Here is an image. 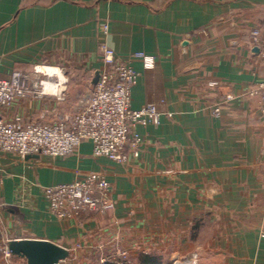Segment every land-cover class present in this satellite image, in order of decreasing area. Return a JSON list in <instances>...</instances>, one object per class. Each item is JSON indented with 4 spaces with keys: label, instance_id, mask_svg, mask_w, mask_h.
Segmentation results:
<instances>
[{
    "label": "crops",
    "instance_id": "1",
    "mask_svg": "<svg viewBox=\"0 0 264 264\" xmlns=\"http://www.w3.org/2000/svg\"><path fill=\"white\" fill-rule=\"evenodd\" d=\"M26 1L0 0V78L43 65L64 69L75 84L64 101L17 99L0 110L6 122L50 123L74 112L95 87L103 44L120 57L156 58L151 70L133 59L140 76L132 108L152 103L162 117L136 127L144 143L128 151L127 164L93 157L90 141L65 158L0 152V238L56 243L71 254L61 264H104L117 248L130 264L189 254L199 264H264V114L249 95L264 82L251 40L254 29L264 31V0ZM88 173L112 184L115 210L52 216L43 189Z\"/></svg>",
    "mask_w": 264,
    "mask_h": 264
},
{
    "label": "built area",
    "instance_id": "2",
    "mask_svg": "<svg viewBox=\"0 0 264 264\" xmlns=\"http://www.w3.org/2000/svg\"><path fill=\"white\" fill-rule=\"evenodd\" d=\"M107 29L105 27V31ZM251 40L264 61V31L254 29ZM102 54L103 68L99 72V80L95 87L85 90L79 97L74 112H57L56 120L50 123L29 124H23L20 119L6 122L0 115V152L15 154L21 159L37 155L65 158L77 153L83 142L90 141L93 157L127 164L128 151H137L144 143L136 127L160 125L162 117L158 107L152 103L139 110L132 108V93L140 76L132 62L134 58H140L144 68L151 70L155 68L156 58L143 52L120 57L106 44L102 46ZM47 68L59 70L65 81L57 76L44 75L40 69ZM68 79L64 69L43 65L30 72H15L9 79L0 78V110L13 106L17 99L28 95L39 98L51 96L64 101ZM249 95L259 97L264 114V82L250 89ZM213 113L220 116V104ZM43 193L50 214L60 221L81 220L88 213L105 214L116 207L112 184L97 173H88L71 183L44 188ZM9 241L0 238V264H11L14 258L8 247ZM101 262L130 264L131 260L127 251L117 248L115 254L103 257ZM188 263L199 264L195 254L173 262Z\"/></svg>",
    "mask_w": 264,
    "mask_h": 264
},
{
    "label": "water",
    "instance_id": "3",
    "mask_svg": "<svg viewBox=\"0 0 264 264\" xmlns=\"http://www.w3.org/2000/svg\"><path fill=\"white\" fill-rule=\"evenodd\" d=\"M257 51H259L258 48ZM98 80L99 73H97L94 85ZM8 247L14 257L25 259L27 264H61L71 255L68 249L47 240L12 239Z\"/></svg>",
    "mask_w": 264,
    "mask_h": 264
},
{
    "label": "trees",
    "instance_id": "4",
    "mask_svg": "<svg viewBox=\"0 0 264 264\" xmlns=\"http://www.w3.org/2000/svg\"><path fill=\"white\" fill-rule=\"evenodd\" d=\"M41 2H43V0H27L26 1L27 5L39 4ZM104 264H114V263L106 262ZM143 264H162V263L157 257L147 255L144 257Z\"/></svg>",
    "mask_w": 264,
    "mask_h": 264
},
{
    "label": "bare ground",
    "instance_id": "5",
    "mask_svg": "<svg viewBox=\"0 0 264 264\" xmlns=\"http://www.w3.org/2000/svg\"><path fill=\"white\" fill-rule=\"evenodd\" d=\"M43 74L45 75H48L50 77H53V76H57L61 81H65V77L62 73H60L59 70H55V69H50V68H47V69H40ZM188 264H192V263H188Z\"/></svg>",
    "mask_w": 264,
    "mask_h": 264
},
{
    "label": "rangeland",
    "instance_id": "6",
    "mask_svg": "<svg viewBox=\"0 0 264 264\" xmlns=\"http://www.w3.org/2000/svg\"><path fill=\"white\" fill-rule=\"evenodd\" d=\"M45 75V74H44ZM43 78V77H42ZM67 79H68V75H67ZM68 83L67 84H75L74 80L68 79ZM173 264V263H172Z\"/></svg>",
    "mask_w": 264,
    "mask_h": 264
}]
</instances>
